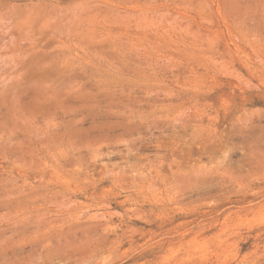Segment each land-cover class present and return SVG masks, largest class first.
<instances>
[{"label": "rangeland", "instance_id": "obj_1", "mask_svg": "<svg viewBox=\"0 0 264 264\" xmlns=\"http://www.w3.org/2000/svg\"><path fill=\"white\" fill-rule=\"evenodd\" d=\"M0 264H264V0H0Z\"/></svg>", "mask_w": 264, "mask_h": 264}]
</instances>
